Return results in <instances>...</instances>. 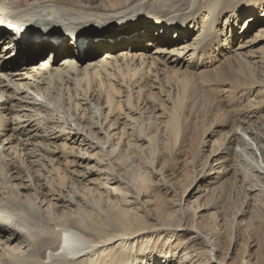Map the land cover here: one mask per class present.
Returning <instances> with one entry per match:
<instances>
[{"label": "bare ground", "instance_id": "bare-ground-1", "mask_svg": "<svg viewBox=\"0 0 264 264\" xmlns=\"http://www.w3.org/2000/svg\"><path fill=\"white\" fill-rule=\"evenodd\" d=\"M2 18L27 38L0 30V264L213 257L211 194L239 187L250 140L264 157V0H0Z\"/></svg>", "mask_w": 264, "mask_h": 264}, {"label": "rangeland", "instance_id": "rangeland-1", "mask_svg": "<svg viewBox=\"0 0 264 264\" xmlns=\"http://www.w3.org/2000/svg\"><path fill=\"white\" fill-rule=\"evenodd\" d=\"M237 26L242 29L241 33L242 31L244 32L248 29V25L246 26L245 20L241 21L240 24H238ZM255 30H252L248 36V39L245 40L248 42V44L250 43L249 41L252 40V38L255 36V34L258 33L257 31L259 29L256 31ZM262 31H264V28H262ZM153 52H155V50H151L149 52V55L155 56V53ZM41 60L42 59L39 58L38 62H40ZM38 62L34 61L32 67H35V65H39ZM28 73V76L31 75L30 79L35 78L34 80L41 76L37 68L34 70L30 69ZM261 116L262 118L260 120L264 123V116ZM250 142L255 147L256 155H246V158L249 157L246 159V163L244 166V168H246L244 173L239 177L240 181L242 180V183L240 182L238 185L239 187L237 188L235 185L236 183L231 180L229 183L223 186V190H227L221 198L218 197V194L223 190L216 191L214 194H211L213 195L211 201H215L214 203L218 205L215 208L217 210H212L207 213L205 219L203 220L205 224H207L208 228V231H203L204 235H206V232H209V237L212 238V235L220 234L218 235L220 239L217 240V245L214 244L217 246L218 250L216 249L213 257H211L210 253L208 252L206 256L204 255L203 259H200L197 255L203 251V246L191 247V245L189 250L190 256L187 257L190 258L187 259L188 264H246V262H250V264H264V186L262 182L263 180L258 177H255V175L259 171V167L262 166L264 168V157L262 155V151H259L257 149V146H255V142L252 140H250ZM209 164L210 165L208 167H210L211 170L214 169V176L221 172V170L223 171V169H221L223 164L222 162H216L215 160H212ZM249 165L251 166L249 167ZM251 167L253 168V170ZM260 169V171L264 173V170L262 171V168ZM170 171V168L166 170V176L170 175ZM184 175L185 172L182 173L181 176L178 175L176 179H171V184L173 185V187H175L176 189H181L182 191L185 189L183 187V184H186L188 182V179H186ZM158 179H161V177H158ZM245 186H248L250 192L252 187L255 189H253L254 191L251 192L252 195L248 197L249 199H247L246 194L242 190V187ZM209 187L212 188L213 186ZM202 188H205V184H203ZM236 188L238 189L237 191ZM181 194L182 192L179 191L178 195L181 196ZM170 198H172V196ZM177 200L183 201V198L180 200L179 198H177ZM183 202L184 207H187L189 205V201H186V198ZM195 214H197V211L194 208V210L191 212L190 219L194 220ZM243 214H245L244 217ZM214 217H218L221 222L218 223V221L214 220ZM196 226L197 224H195V227ZM186 238L187 237H182L180 239L182 240L181 242H185ZM181 248L182 247H180L177 251L178 259L181 258L182 255L180 253ZM148 252L149 251L147 250L146 253ZM166 261V259L161 258V260H159V263L167 264Z\"/></svg>", "mask_w": 264, "mask_h": 264}]
</instances>
